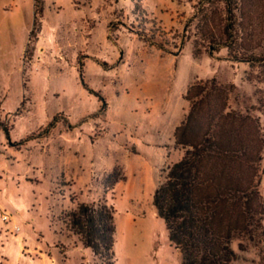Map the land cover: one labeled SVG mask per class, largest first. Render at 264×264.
Masks as SVG:
<instances>
[{
    "label": "rangeland",
    "instance_id": "rangeland-1",
    "mask_svg": "<svg viewBox=\"0 0 264 264\" xmlns=\"http://www.w3.org/2000/svg\"><path fill=\"white\" fill-rule=\"evenodd\" d=\"M42 6L39 14L36 0H0V264L99 263L66 213L101 202L115 209V264H182L153 200L177 157L188 87L235 84L229 108L257 117L264 133V69L227 48L210 54L199 29L216 9L223 16L214 0ZM238 243L233 264H261L259 248ZM40 246L55 263L22 255Z\"/></svg>",
    "mask_w": 264,
    "mask_h": 264
},
{
    "label": "trees",
    "instance_id": "trees-1",
    "mask_svg": "<svg viewBox=\"0 0 264 264\" xmlns=\"http://www.w3.org/2000/svg\"><path fill=\"white\" fill-rule=\"evenodd\" d=\"M214 2L222 5L223 16L215 8L199 29L210 54L227 48L230 59L264 69V0ZM36 10L43 13L42 0H36ZM234 89L235 84L216 78L190 84L185 95L190 109L174 133L184 153L165 168L154 193V206L182 264H233L238 258L235 240L241 251L259 248L264 264V133L257 117L229 108ZM100 100L105 106V99ZM54 126L50 122L39 137ZM119 180L115 176L113 185ZM66 217L100 264H115L113 206L79 203Z\"/></svg>",
    "mask_w": 264,
    "mask_h": 264
},
{
    "label": "crops",
    "instance_id": "crops-1",
    "mask_svg": "<svg viewBox=\"0 0 264 264\" xmlns=\"http://www.w3.org/2000/svg\"><path fill=\"white\" fill-rule=\"evenodd\" d=\"M186 100V99H185ZM187 101V100H186ZM188 102V101H187ZM189 103V102H188ZM189 105H187L186 104V109L184 110V113H183V116H182V118L179 120V121H177L176 122V124H175V127H174V133H175V130H176V128H177V126L178 125H180L181 124V122L185 119V117H186V115L188 114V112H189ZM173 142H174V149L176 148L177 150H176V152H177V157L176 158H173V161L172 162H170V164L171 163H174V162H176V161H178L179 159H181L182 158V156H183V153H184V150L180 147V146H178V145H176V142H175V136L173 135ZM179 148H181L182 149V152L183 153H181V150L179 149ZM79 246V245H78ZM77 247V246H76ZM22 248H23V246H22ZM24 249L25 250H27V248H25L24 247ZM46 250H48V248H45L44 246H40V248L38 249H35V250H33V252H38V254H34V255H30V256H27V254H25V253H23L22 252V255L25 257V258H30L31 260H35V259H37L38 257H41V258H43V259H46V261H48V262H51V263H55L56 262V258H55V256L54 255H56L52 250L51 251H46ZM52 252V253H51ZM93 256H94V258H95V254H94V252H93ZM92 256V257H93ZM91 260H92V258L90 259V260H88V263H93V262H91ZM87 263V264H88ZM97 264H99V263H97Z\"/></svg>",
    "mask_w": 264,
    "mask_h": 264
},
{
    "label": "built area",
    "instance_id": "built-area-1",
    "mask_svg": "<svg viewBox=\"0 0 264 264\" xmlns=\"http://www.w3.org/2000/svg\"><path fill=\"white\" fill-rule=\"evenodd\" d=\"M6 218H7V217H6ZM16 228H17V229H19V227H18V226H17Z\"/></svg>",
    "mask_w": 264,
    "mask_h": 264
}]
</instances>
